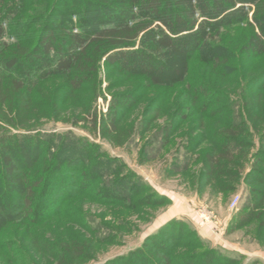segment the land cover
<instances>
[{"label":"rangeland","instance_id":"374dc122","mask_svg":"<svg viewBox=\"0 0 264 264\" xmlns=\"http://www.w3.org/2000/svg\"><path fill=\"white\" fill-rule=\"evenodd\" d=\"M243 5L247 17L216 24L200 50L183 53L173 48L159 55L158 82L138 70L111 64L102 55L94 75L77 90L70 88L66 75L56 72L33 85L36 126L28 131L38 132L46 137L44 141L59 137L54 152L73 144H91L100 173L84 191L79 171L74 176L75 168L65 158L69 153L57 154L64 161L52 184L43 186L51 190L34 222L15 219L22 189L5 192L0 179V264H55L56 246L70 239L88 244L89 255L64 264H142L140 254L133 251L145 246L143 256L156 255V238L174 262L210 250L228 264L254 260L264 264V231L257 221L229 229L230 220L249 199L251 173L257 168L264 171V46L258 54L240 49L250 34L259 31L264 36V20H254L253 3ZM121 6L120 0H6L1 7L5 14H0L6 33L0 42L34 48L48 24L60 27L68 20L73 32L82 31L84 22V32L92 33L114 25ZM196 16L199 21L203 18ZM136 23L154 28L159 21L144 14ZM145 30L121 49L151 50L153 43ZM195 86L200 90L195 91ZM127 92L133 102L118 108L116 130L103 126L113 96ZM257 120L260 131L253 127ZM168 122L175 130L167 138L163 126ZM229 127L241 129V143L231 144L235 154H242L241 166L234 169L239 176L234 180L222 176L215 182L202 172L203 154L211 150L214 140L221 141L218 133ZM44 141L41 146L21 144L24 148L17 158L32 167L29 177L44 168L45 157L56 162L55 156L47 154ZM78 153L85 163L84 154ZM178 225L183 227L181 237L178 231L172 236L162 233Z\"/></svg>","mask_w":264,"mask_h":264},{"label":"trees","instance_id":"16d2710c","mask_svg":"<svg viewBox=\"0 0 264 264\" xmlns=\"http://www.w3.org/2000/svg\"><path fill=\"white\" fill-rule=\"evenodd\" d=\"M5 2L6 0H0V14L2 15L5 13L1 7ZM120 2L122 6L117 9V22L114 25L99 27L92 33L84 32L83 28L86 27L84 22L80 23L82 31L73 32V23L68 20L60 27L48 24L42 32L38 45L34 48L19 43L0 42V179L5 192L9 188L22 189L21 207L16 210L15 219L26 222L36 220V215L45 207L47 195L51 190V187L46 190L44 187L52 184L54 180L52 178L56 177V172L64 161L60 157L62 153H69L65 158H69L70 167L75 168L73 175L77 176L76 172L79 171L81 186L84 183L82 190L87 191L89 186L96 181L97 174L100 173L96 168L99 160L92 157V151L89 148L91 144L85 146L82 143L73 144V146L68 144L69 146L63 147L60 152L58 149L54 152V148L60 145L59 137L49 136L50 138L44 141L46 137L43 138L38 132L28 131L36 126L32 123L31 95V88L36 82L46 80L51 73L56 72L66 75L69 78L70 88L77 90L94 75L99 56L102 55L106 56L111 64L138 70L150 75L154 82H158L157 78L162 64L159 55L173 48L183 53L200 50L209 38L211 28H214L216 24L227 20L229 23H237L247 17L244 3L251 2L255 5L253 12L255 21L262 23L264 20V0H120ZM144 14L156 18L159 21L157 26L147 28L148 26L142 27L136 23L139 15ZM197 14L203 17L202 20H198ZM141 30H145L147 40L153 43L151 50L136 48L126 51V49H121L129 45ZM5 33L6 29L0 22V39ZM91 44L95 52L89 50ZM263 46L264 36L258 31L247 36L240 49L245 53L258 54ZM117 48L118 52L114 50ZM194 89L199 91L200 87L195 86ZM194 89L191 91L193 92ZM131 95L127 92L113 96L109 105V116L103 119V126L107 125L111 130H116L118 108H126L131 104L133 102ZM259 95L258 99L262 97V92ZM261 125L259 120L253 121V127L259 131ZM8 127L16 130L24 129L26 132L15 134L7 130ZM174 128L172 122L166 123L163 126L164 135L168 138L175 130ZM237 128L229 127L220 131L218 136L221 141L214 140L211 150L203 154L202 172L209 178H215V182H219L218 178L222 176H228L231 180L239 176L234 169L241 166L242 154H235L231 148L232 143H241L239 139L241 129ZM68 137L71 140H80L78 137L70 135ZM43 141L48 142L47 154L55 156L56 162L52 164L53 159L45 157L44 168L38 169L39 174L29 177L28 171L32 167L22 165V161L17 158L19 150L24 148L21 144L37 146ZM39 148L42 149V147ZM78 152L84 154L85 163L80 162L81 155ZM102 158L107 159L108 157ZM78 163L81 164L80 167H77ZM248 182L249 199L244 209L230 220L229 229L231 231L253 221H257L258 229L264 231L263 169L254 170ZM227 189L228 187L225 188ZM109 194L114 195V192L109 191ZM5 211L6 208H3L2 212ZM7 211H15V209L7 208ZM171 228L162 229V233L172 236L174 231H178L181 237L183 232L181 225ZM154 243L157 248L154 256H143L145 246L133 251L134 254H140L138 259L142 264H228V262L225 263V257L221 260L222 257H216L215 251L210 250L185 256L174 262L162 240L156 238ZM33 244L35 247L39 246V242L34 241ZM89 247L88 244L73 239L62 241L56 246L55 264L82 261L88 257ZM39 248L41 250L43 247ZM246 264H258V261L254 260Z\"/></svg>","mask_w":264,"mask_h":264},{"label":"built area","instance_id":"2783aa9c","mask_svg":"<svg viewBox=\"0 0 264 264\" xmlns=\"http://www.w3.org/2000/svg\"><path fill=\"white\" fill-rule=\"evenodd\" d=\"M238 201V196L234 197L233 201H232V204L235 205Z\"/></svg>","mask_w":264,"mask_h":264}]
</instances>
